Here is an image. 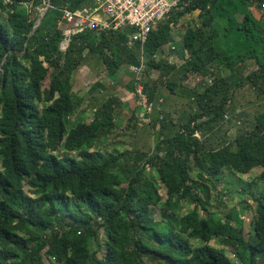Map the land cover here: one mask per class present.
Here are the masks:
<instances>
[{"label":"trees","instance_id":"trees-1","mask_svg":"<svg viewBox=\"0 0 264 264\" xmlns=\"http://www.w3.org/2000/svg\"><path fill=\"white\" fill-rule=\"evenodd\" d=\"M46 1L0 0V264H264V186L256 185L264 184V110L232 138L221 132L237 88L264 94V0H182L141 46L128 45L133 31L125 29L76 35L65 52L62 11L91 1L49 0L30 34L31 13ZM194 12L199 25L186 22L181 46L171 51L182 64L154 60L174 41L172 28ZM91 58L110 78L124 65L141 66V79L131 72L127 87L136 94L141 84L153 104L147 118L158 140L151 153L100 152L115 127L113 97L98 105L92 97L91 120L68 122L85 103L72 77ZM248 61L254 68L244 75ZM192 76L205 79L181 90L188 109H164L161 87L172 94ZM255 168L257 182L247 184L248 191L257 186L249 191L255 217L246 235L230 213L221 219L217 206L211 211L210 201L212 190L216 201L224 197L216 190L224 171ZM216 239L221 247L210 244Z\"/></svg>","mask_w":264,"mask_h":264},{"label":"rangeland","instance_id":"rangeland-1","mask_svg":"<svg viewBox=\"0 0 264 264\" xmlns=\"http://www.w3.org/2000/svg\"><path fill=\"white\" fill-rule=\"evenodd\" d=\"M44 6L45 5L37 8L36 12L33 11L31 13V18L36 21L39 10ZM0 18L3 21L5 20V14L2 11H0ZM186 22H189L192 27L198 26L200 19L197 17V12H194L191 16H185L180 20L178 25L172 28V37L174 41L164 47L165 54H157L154 60L162 58L170 64H175L177 67L182 64V61L171 51H174L181 46L182 33ZM145 61L146 59L143 62ZM244 66V75L254 68L251 61L244 63ZM211 71L213 74H218L224 78H227L229 75V71L223 68H214ZM131 74L129 67L124 65L115 76L110 78L107 76L104 65L91 58L85 66L80 67L72 77L73 91L82 97L85 100V103L75 116L68 119L70 125L81 120L85 122L91 120L92 111L90 109L92 105H90L89 100L92 97V99L98 100L96 105L110 97L115 98L119 102L118 107L115 109L116 119L114 130L109 135L107 141H101L98 144L100 152L104 154L112 153L113 151H141L151 153L155 142L158 140V131L151 128V117L146 120L143 119V115L139 112L138 96L137 94L130 92L127 87V85H130ZM157 76V72L151 73L152 80H155ZM136 78L140 80L141 75L138 74ZM203 79L205 78H202L201 76H192L188 78L187 81L182 82L181 86L177 87L172 94L169 93L165 87H161L163 99H161L162 101H160V103L162 107L171 110L172 113L183 108L188 109V105L186 104L187 99L181 94V90L183 88L193 89L197 87V84L203 83ZM97 82L100 83L103 88H98L90 92L93 85ZM210 83H212V81ZM44 84L47 85V79L44 81ZM121 100L123 102H121ZM93 102L94 101H92L91 104H93ZM129 103L131 107H128ZM230 106V109L233 111L232 113L227 114V118L226 120H223L221 126V132L224 131L226 133L225 136L227 139L233 137L237 127H240L243 123L249 125V123L252 122L253 116L264 110V94L258 95L257 92L245 85L242 88H237L233 93ZM133 109L136 111V118H132ZM151 114L152 112H150V115ZM173 117L176 119V116L173 115ZM229 120L231 121L230 123H228ZM260 170V168H255L247 175L233 174L224 171L220 175L221 180L216 184V190L222 192L224 197H221L216 201L215 193L212 190V195L214 197L210 201V210H216L215 207L217 206L218 211L216 210V213L221 219L225 218V214L230 213L234 222H236L235 219H238V224L242 227L243 232L246 235L252 232V222L255 217V204L249 197V191H255L257 186V189L260 190L264 186V184L258 179L257 186L251 185L252 188L248 191L247 184L253 183L254 181L257 182V176L259 175ZM145 173L152 180L157 179V176L152 169L146 168ZM193 175L194 174H192V176ZM157 186L160 194L164 196L163 185L158 182ZM189 208L188 205H185L181 212L185 213ZM152 214L155 218H159V210L157 208L152 209ZM190 243L192 246L200 244L199 241L194 239L190 240ZM210 244L215 247H221L218 239L210 241ZM225 252L227 257L232 258L230 249H226Z\"/></svg>","mask_w":264,"mask_h":264},{"label":"built area","instance_id":"built-area-1","mask_svg":"<svg viewBox=\"0 0 264 264\" xmlns=\"http://www.w3.org/2000/svg\"><path fill=\"white\" fill-rule=\"evenodd\" d=\"M91 3L77 11L64 9L61 22L62 40L59 50L65 52L72 37L82 33L99 35L103 32L133 33L128 38V45H142L157 24L166 19L182 0H90ZM29 7V6H28ZM40 11V10H39ZM134 75L141 73V66L129 67ZM139 80V79H138ZM209 83L211 82L208 79ZM138 105L143 119L152 111L153 104L147 101L143 87H136ZM161 101V100H160ZM145 114V115H144ZM227 115H224L226 120Z\"/></svg>","mask_w":264,"mask_h":264},{"label":"water","instance_id":"water-1","mask_svg":"<svg viewBox=\"0 0 264 264\" xmlns=\"http://www.w3.org/2000/svg\"><path fill=\"white\" fill-rule=\"evenodd\" d=\"M48 7H49V0L46 1L45 6L39 11L38 17L34 23V26L32 27L30 34H32L34 32V30L36 29V27L40 24L41 18H42L43 14L45 13V11L47 10Z\"/></svg>","mask_w":264,"mask_h":264},{"label":"crops","instance_id":"crops-1","mask_svg":"<svg viewBox=\"0 0 264 264\" xmlns=\"http://www.w3.org/2000/svg\"><path fill=\"white\" fill-rule=\"evenodd\" d=\"M121 102H123V101L121 100ZM128 107H131L130 103H129ZM137 110H138V109H137ZM136 115H137V114H136Z\"/></svg>","mask_w":264,"mask_h":264}]
</instances>
